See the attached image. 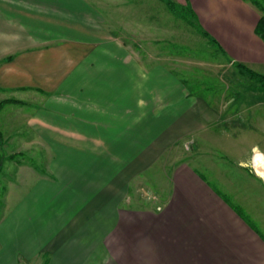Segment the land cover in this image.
<instances>
[{"label": "crops", "instance_id": "obj_1", "mask_svg": "<svg viewBox=\"0 0 264 264\" xmlns=\"http://www.w3.org/2000/svg\"><path fill=\"white\" fill-rule=\"evenodd\" d=\"M170 13L216 66L264 67L249 0H0V264H264V212L200 158L233 126L264 158V96L241 117L225 85L187 91ZM185 140L193 155H170Z\"/></svg>", "mask_w": 264, "mask_h": 264}, {"label": "rangeland", "instance_id": "obj_2", "mask_svg": "<svg viewBox=\"0 0 264 264\" xmlns=\"http://www.w3.org/2000/svg\"><path fill=\"white\" fill-rule=\"evenodd\" d=\"M249 1L258 8L262 15H264V0ZM170 16L171 19L165 20L168 21L166 25H169L170 29L169 43L171 44L176 40L178 47H180V50L183 49V53L186 56L184 67L186 75L183 78L186 80L185 85L188 89L187 91H191L195 93L194 95L198 96H202V94L210 96L213 87L216 88V90H219L222 85H225L224 92L230 98L231 96L234 97L232 103H237L235 108L240 106L239 111L242 114L240 115L241 117L246 114L247 108L254 107L262 102L260 97L264 96V92L258 81L251 80L245 75H242L236 67L227 68L226 66H216L224 61V55L220 52L219 48L212 43H208L207 39L200 34L198 27L189 25L187 21L172 13H170ZM181 40H183V42ZM255 70L257 73L264 74V67L255 68ZM227 85L230 87L227 88ZM238 93L241 94L238 96ZM236 96L238 99H236ZM222 110L227 111L225 107H223ZM26 111H31V108L26 107ZM225 116H227V114H225ZM228 117H230L229 114ZM241 117H238V119H241ZM222 127H225V124L222 125ZM208 134L209 138H206L208 139V142L203 145V151L205 152L200 156L205 162L203 166L207 165L210 170L212 167L214 171L221 170L225 172L227 176H234V185L242 190V193L246 195L250 194L254 207L258 206V208L264 212V198L262 191L256 188V186L251 183V180L246 178L238 168L240 167L238 160L240 159L241 154H245L248 151V157L250 156L251 159V163H249L248 166V170L251 172H249L252 175L257 174V176H260L261 180L264 181V158L261 153L254 152L250 149V145L254 139L252 137L253 134L246 133L245 136H243L240 130L237 131L234 126L233 130L228 131L218 129ZM202 139L203 138L198 139L199 142H201ZM185 141L173 145L170 148V155L174 158H184L193 155V149L195 146L193 141ZM255 153H257L256 156L254 155ZM256 157L262 162L257 161L256 163V160H258ZM8 158L16 159L17 155L11 154ZM43 165L44 164L40 163L41 167H43ZM237 170L241 172H238ZM215 181L216 180L213 179L215 186L219 187L218 189L231 191V189H229L231 188V184L226 183L225 180L224 182H221V184L218 183V181ZM143 190L144 191L140 190V194L144 195V199L148 202H153L154 192L147 186H144ZM12 198H14L13 195L10 200ZM2 213L3 211L0 209V215H2Z\"/></svg>", "mask_w": 264, "mask_h": 264}, {"label": "trees", "instance_id": "obj_3", "mask_svg": "<svg viewBox=\"0 0 264 264\" xmlns=\"http://www.w3.org/2000/svg\"><path fill=\"white\" fill-rule=\"evenodd\" d=\"M170 5L172 4L170 3ZM183 17L186 19L187 22H189L190 18L188 14L185 13ZM256 33L264 40V15H261L260 17V20L256 27ZM7 59L8 60L12 59V56H8ZM234 67L238 68L241 74L245 75L247 78L254 80V81H258L264 91V74L257 73L254 70L247 68L239 63L236 64ZM0 107H1V104H0Z\"/></svg>", "mask_w": 264, "mask_h": 264}, {"label": "bare ground", "instance_id": "obj_4", "mask_svg": "<svg viewBox=\"0 0 264 264\" xmlns=\"http://www.w3.org/2000/svg\"><path fill=\"white\" fill-rule=\"evenodd\" d=\"M256 159H258V160H256V163H257V161H260V159L258 157H256ZM260 162H262V161H260Z\"/></svg>", "mask_w": 264, "mask_h": 264}]
</instances>
